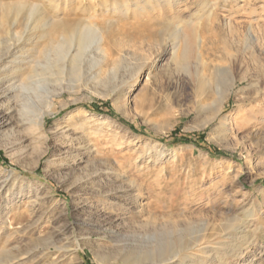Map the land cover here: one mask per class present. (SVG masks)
Returning a JSON list of instances; mask_svg holds the SVG:
<instances>
[{
    "label": "rangeland",
    "instance_id": "374dc122",
    "mask_svg": "<svg viewBox=\"0 0 264 264\" xmlns=\"http://www.w3.org/2000/svg\"><path fill=\"white\" fill-rule=\"evenodd\" d=\"M206 1L213 0L182 3L180 16L163 23L136 17L131 9L122 15L97 5L100 0H75L58 9L51 0H0V39L15 41L23 31V24H12L25 13L18 12L19 4L36 5L58 21L59 33L86 22L96 7L98 15L90 20L103 27L113 57L120 47L123 57L118 65L103 63L92 44L77 74L66 66L57 75L35 39L25 47L16 42L13 52L25 59V73L13 81L2 69L9 59L0 60V175L22 191L0 215V264L10 256L15 258L8 264H143L140 247L149 252V243L162 242L165 250L172 242L177 249L201 234L211 246L202 253L203 264H264V106L253 105L257 89L264 103V0L220 2L214 26L204 20ZM195 14L201 17L195 20ZM226 18L229 29L221 24ZM181 27L191 49L195 33L203 40V67L192 50L184 63L181 51L172 61L171 50L156 45L157 34L171 43ZM217 64L230 66L236 83L219 116L206 124ZM201 67L210 81L199 92L206 80ZM45 94L52 96L51 107ZM23 105L44 113L40 132L17 131L11 123L23 118ZM222 115L230 122L242 116L240 127L212 133ZM63 133L80 148L71 147ZM4 197L10 199L5 189ZM127 242L133 245L130 256L117 260V246ZM233 248L243 251L235 260ZM198 250L163 251L162 264H200L189 253Z\"/></svg>",
    "mask_w": 264,
    "mask_h": 264
},
{
    "label": "bare ground",
    "instance_id": "6f19581e",
    "mask_svg": "<svg viewBox=\"0 0 264 264\" xmlns=\"http://www.w3.org/2000/svg\"><path fill=\"white\" fill-rule=\"evenodd\" d=\"M51 1H52L53 6L55 8H57V9L58 8H62L61 7L62 5L64 7V6H67V4H72V3H75L76 4L75 0H51ZM188 1L189 0H100V2H98V4L97 3L96 4L99 5V6H102V7L105 6V5H109L113 9L116 8L117 11L120 14H122V15L123 14H126V12L128 13V10L131 9L130 11L136 17H141V18H145V19L148 18V17H151V18H153V20L155 18L156 19L158 18L161 22L164 23V22L170 21L175 16L179 17L180 15H178L177 13H178L179 9L182 8V7L179 8V6H181L182 3H187ZM225 1H227V0H213L209 4L206 1V3L203 5L202 9H203L204 20L207 22V24H209L211 26H214V24H215V22L217 20L216 8H219L220 7V2H223L224 3ZM233 1H236V0H233ZM17 7H18V12H22L24 10L25 13L19 19L17 17L19 16L18 14H20V13H18L17 14L18 16L16 15V17L14 18L12 24H14V26H15V24H17V25L23 24L22 25L23 28H24L23 31L19 35L15 32L16 33L15 34V36H16L15 41H11V40H8V39L5 40V39H2V38L0 39V60H2V62H3V59H9V61H7L8 63H6V64L4 62L2 63V69L9 72V76H10V79L9 80L10 81L15 80L19 75H22V74L25 73V71H23V68H22L23 66H21L24 63L25 59H20V57L18 56V54H16L15 51L13 52V50L16 47V44L17 43L19 45L24 44L23 47H25V43L26 44H28V43L30 44V43L33 42L34 39H35V43H38V46H40L39 51L43 53V57L47 61L50 60L49 63L52 66L50 68V71L54 67V69H55L54 72L57 73V75L63 73L64 68L66 66L67 67L69 66L71 73L77 74V72H79L81 63L85 61L84 57L86 55H89L90 54L89 52H87V50H88V48L92 44L97 45L96 49L98 50V52L100 54L99 57H100V61L101 62L104 63V62L111 61V62H113L114 65H118V63L121 62L120 60H122L121 58H123L121 56V54H119L121 52V49H120L121 47L119 49H117V51H116L118 53V56H117L118 58H114L113 57L114 50H112V48H108V46H107V43H106V40H105V36H104V34L102 32L103 31V27L99 26L95 20L94 21H91L90 20V19H93V18L95 19L96 15H98L97 14V8L96 7L92 10L93 12H90L89 18L86 20V22L79 21L75 26L73 25L74 27H72L70 30H65V31H63L61 33H59L55 29V25L58 24V21H55L53 19H50V17L49 18L46 17L43 14L42 10H40L36 5L19 4ZM76 7L78 9H81V4H78ZM111 7H110V9H111ZM14 10H16V9H14ZM16 11H15V13H17ZM196 14H195V17H194L195 20L198 19L199 17H201V16H198L199 14L198 15H196ZM259 14H260V12H257L256 14H253L252 17H255V16L259 15ZM183 17H184V15L182 14L181 21H184V22L187 21V20H184ZM191 18H192V15H191ZM191 18L189 19L190 21L192 20ZM127 24L128 23H126V25ZM198 24H199V22L195 23L194 25L198 27ZM221 24L223 25L224 28H227V29H229V28L232 27L230 20H228L227 18L224 19V22H222ZM194 25L192 24L191 26H193V28H194ZM11 26H13V25H11ZM167 27L169 28V26H167ZM130 28H132V27H130ZM135 28L136 29L137 28L140 29L141 27H135ZM135 28H134V30L136 31ZM177 28L178 27L176 26V29ZM181 28H182V30L179 31V29H178L177 31H179V33L176 31L175 35L173 36V39L171 41H169L171 43H168L167 42V39H166L165 34H162L161 32H160L161 34H157V36H156V42H155L156 45L161 50H165V48H168L169 50H171V55H172L171 59H172V61L176 60L179 57V55L177 56V54H179V52L181 51V58H179V59H182L181 61L184 62L183 59L187 60V58L189 57V54H190V52L192 50L194 52L193 55L195 56L198 65H200V66L203 67L205 65V62H206L205 59H204V56H203V46H204L203 45V40L198 36L197 33H195V37H194L195 44H194V48L191 49L192 48L191 47L192 44L190 42L189 33H188V31H185L183 29V27H181ZM150 30H152V29H150ZM247 30H248L247 32H248V34H249V36L251 38V36H253V34H254L253 29L251 27H248ZM137 32L139 33V31H137ZM141 32H143V30H141ZM138 33H137V37L139 35ZM148 33H149V31H148ZM154 33L155 32H153V34ZM150 34H152V32ZM133 35H134V37H136V34H133ZM143 35H144V32H143ZM148 44H151V41L150 40L148 41ZM51 55H52L53 58H51ZM92 58L86 59L87 60L86 62H88V63H91V62L92 63H95L96 61L93 62V59ZM7 64H9V65H7ZM179 64H181V63H179ZM97 65H98V63H97ZM202 67L200 68L199 73L203 77H205L206 80H204L205 82H203L202 84H200V86L198 88V91L199 92H202L204 86H206V84H208L209 81H210L209 78L206 77V74H205L204 69ZM216 69H217L216 70L217 79L215 80L216 81V84H215V94H216V97L213 100V105L211 106L212 107L211 108L212 109V112L206 118V121H205L206 124L211 123L213 120H215L219 116L221 110L223 109V107H224V105H225V103H226V101L228 99L229 91L232 89V87L236 83V79H235V77L232 74V71H231V67L230 66L217 64L216 65ZM35 70L36 69H35L34 66L33 67L32 66L30 67V72H35ZM30 75L27 74V75L23 76L22 77L23 80H21V81L23 82L24 80H27L30 77ZM63 75H64V73H63ZM19 81H20V79H19ZM15 90H16V87H15ZM260 93L261 92L258 89L255 90L253 98L255 100H257V101L255 102L256 104H253V105H258V106L259 105H263L264 106V103L263 102L262 103L259 102V97H260L259 95H260ZM18 94L19 95L23 94L22 88H21V91ZM42 97H43V95H42ZM44 98H45L44 100H45V103H46L47 107H51V105H52V96L45 94ZM244 100H246V99H244ZM200 102L201 101H198L197 103L200 104ZM40 106H42V105H40ZM8 109H10V107H7V110ZM254 109L259 111V109H257V108H254ZM80 112L82 114L85 113L84 110H82V109L80 110ZM20 114L24 115L23 118H16V119L12 118L11 119L12 120L11 123L17 129V131H19V130H21V129H23L25 127V128H29L30 130H32L34 132L35 131H37V132L39 131L40 132V130L43 127V121H44V113L43 112L42 113H39V112L36 113V112H34L32 110L31 111L30 110L27 111L26 110V106L23 105L20 108ZM241 117L242 116H239L237 119H234L232 122H230L228 115H222V116H220V118L218 119L217 125L215 127V130L212 133H216L218 135L220 132L226 131L228 129V127H229L230 124L233 125V126L240 127V122H241L240 119H241ZM260 117H261L260 118L261 119L260 120L261 123L264 122V114L262 116H260ZM256 120H257V118H256ZM252 124H254V123H252ZM63 134L70 141L71 147L74 146L75 150H77V149L80 148V144L79 143H76V144L73 143V141L71 140V137L69 136L68 133H63ZM40 138L41 137H37V139H40ZM75 139H77V138H75ZM72 151L73 150H70L69 152H72ZM0 172H2V167H0ZM4 189L9 194L10 199L8 200L6 197H4L3 199L0 200L1 201V203H0L1 204L0 215L7 208H9V207H11L13 205V203H14L13 202V199L15 200L18 196H20L22 194V191L18 188V186H15L14 184H10L9 182H7V179H6V176L5 175H3V176L0 175V191L1 190H4ZM0 227L3 228V225L0 226ZM1 230L2 229H0V231ZM239 230H241V229L239 228ZM232 232H234V231H232ZM230 233H231V231H230ZM225 235H226V233H225ZM225 235H223V237ZM182 239H183V237H182ZM204 240H205L204 235L201 234L195 240H191L189 242L185 241V243H183V241H182L181 244H180V246H178L179 248H177V249L174 248V246L172 245V242H166L165 248H164L165 250H162V248L160 246V244H163L162 242L161 243L157 242L154 245H152V244L149 243L148 246L151 247V249L149 250V252H144L142 250V248L140 247L139 252L141 254H139V260L140 259L141 260H144L145 262L143 264H162V261L164 259L163 258V255H164L163 254V251H166L167 253H171L173 255L179 249H181V250L184 249V251L185 250L186 251H191V250L197 248V249H199L198 251H200V254H195V253H191V252H189V253L193 257H197L199 259L200 264H203L204 263V260H203L204 258L202 257V253H205L211 247V246L209 247V242H206V240L205 241ZM224 240H225V238L223 239V241ZM170 241H173V240H170ZM179 241H180V239H179ZM216 243H218V244L221 245L220 242H216ZM210 244H212V243L210 242ZM132 246L133 245L130 244V243H128V242L125 243L124 245L117 246V252H118V255L119 256L116 259L119 260L121 257H122V259H125L126 257L128 258L130 256V251L129 250L132 249ZM142 246H145V245L142 244ZM73 248H75V247H73ZM43 249H45V248H43ZM122 253H125V254L123 255ZM242 253H243V251H241V250L238 251L237 248H233L232 249V254L235 256L234 257V260L237 259L238 257H240L242 255ZM154 256L156 258H154ZM217 257H218V253H217ZM14 258L15 257H11L10 256V258H8L6 260L4 259V257L2 259L5 260L4 261V264H8ZM103 259H105V257L104 258L103 257L102 258L98 257V260H100V261H102ZM166 261H169V259H166ZM1 262H3V261L1 260ZM133 264H136V261ZM220 264H223V260L220 261Z\"/></svg>",
    "mask_w": 264,
    "mask_h": 264
}]
</instances>
